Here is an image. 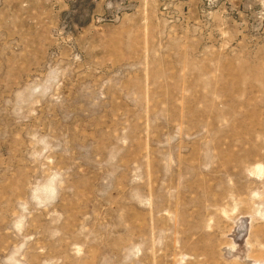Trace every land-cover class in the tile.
<instances>
[{"label":"rangeland","instance_id":"rangeland-1","mask_svg":"<svg viewBox=\"0 0 264 264\" xmlns=\"http://www.w3.org/2000/svg\"><path fill=\"white\" fill-rule=\"evenodd\" d=\"M264 264V0H0V264Z\"/></svg>","mask_w":264,"mask_h":264},{"label":"bare ground","instance_id":"bare-ground-1","mask_svg":"<svg viewBox=\"0 0 264 264\" xmlns=\"http://www.w3.org/2000/svg\"><path fill=\"white\" fill-rule=\"evenodd\" d=\"M260 264V263H259Z\"/></svg>","mask_w":264,"mask_h":264}]
</instances>
